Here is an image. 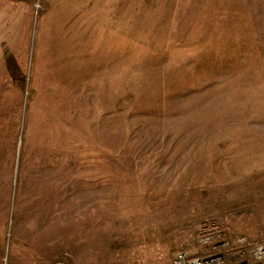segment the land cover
I'll return each mask as SVG.
<instances>
[{
  "label": "rangeland",
  "instance_id": "obj_1",
  "mask_svg": "<svg viewBox=\"0 0 264 264\" xmlns=\"http://www.w3.org/2000/svg\"><path fill=\"white\" fill-rule=\"evenodd\" d=\"M256 240L264 0H0V264H255Z\"/></svg>",
  "mask_w": 264,
  "mask_h": 264
},
{
  "label": "built area",
  "instance_id": "obj_2",
  "mask_svg": "<svg viewBox=\"0 0 264 264\" xmlns=\"http://www.w3.org/2000/svg\"><path fill=\"white\" fill-rule=\"evenodd\" d=\"M213 228L214 223L211 221H206L201 224V230L199 240L207 241L213 237ZM236 243H244L245 238L238 236L234 239ZM225 242L224 244H228ZM223 244V245H224ZM249 254L254 260L255 264H264V243L261 240H256L250 243ZM46 264V263H45ZM47 264H64L62 261H53ZM169 264H235L231 261H228L223 255H195L188 254L184 250H178L174 253L173 257L170 260Z\"/></svg>",
  "mask_w": 264,
  "mask_h": 264
},
{
  "label": "bare ground",
  "instance_id": "obj_3",
  "mask_svg": "<svg viewBox=\"0 0 264 264\" xmlns=\"http://www.w3.org/2000/svg\"><path fill=\"white\" fill-rule=\"evenodd\" d=\"M62 101V100H61Z\"/></svg>",
  "mask_w": 264,
  "mask_h": 264
}]
</instances>
